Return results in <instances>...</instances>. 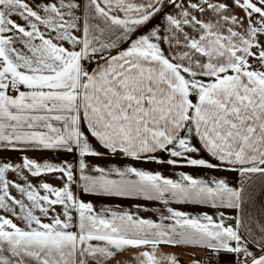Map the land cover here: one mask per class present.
<instances>
[{"label": "snow or ice", "instance_id": "6c2138e0", "mask_svg": "<svg viewBox=\"0 0 264 264\" xmlns=\"http://www.w3.org/2000/svg\"><path fill=\"white\" fill-rule=\"evenodd\" d=\"M109 157L236 182L91 162ZM78 193L161 207L97 210ZM130 251L135 264H264V0H0V264Z\"/></svg>", "mask_w": 264, "mask_h": 264}, {"label": "crops", "instance_id": "0c3cea01", "mask_svg": "<svg viewBox=\"0 0 264 264\" xmlns=\"http://www.w3.org/2000/svg\"><path fill=\"white\" fill-rule=\"evenodd\" d=\"M83 2V0H82ZM137 2H142V0H137ZM170 9H166V11H168ZM159 17H157L152 23H158L159 22ZM21 22L22 21H19ZM143 31V30H142ZM140 33H137V35H139ZM135 38V37H133ZM67 46V45H66ZM127 44H124L121 46V48H126ZM165 51L167 52V46H165ZM113 55L116 54L115 51H113L112 53ZM102 63V62H101ZM96 65L95 64H90L88 65L89 70H91L92 68H94ZM93 143H95V141H93ZM193 143H196L197 146L198 142L194 139ZM26 155L35 158L37 160H44V159H49V160H64V159H72V157L67 156L63 153L61 154H54L51 152H27L25 153ZM2 155L8 156L10 157L12 160H18L19 157L22 155L21 153H3ZM158 155L164 157L165 159L167 158L166 156H164L163 153H158ZM203 158L205 159H210V157L207 156L206 153H202ZM92 163H99L102 165H107L110 163H115L118 165H123L126 163H132L134 164V166L138 167V168H143L145 170H149V171H160L162 172L165 176H169L173 179H177L178 178V173L180 171H184L186 173H190L194 176H204V177H208V176H216V177H227L230 183L235 184L236 182V175L234 173H226V172H221V171H209V170H203V169H193V168H171L170 166L167 165H157L155 163H142V162H133V161H128L125 159H122L120 157H109L107 159H101V160H92ZM213 163H215V161H212ZM48 180L49 183H52L56 186H60L61 182L59 180H55L51 177L46 178ZM33 183H37V180L35 178H33ZM79 194V193H78ZM258 194V193H257ZM80 198L83 199L84 201H91L94 206L97 208V210H99L102 207H112V208H116L118 205L120 206L121 209H131L133 211H135L134 205L136 204H143L145 206H147L149 209H155V208H159L161 207L158 203H154V202H145L142 200H127V199H119V198H109V197H94V196H88V195H83V194H79ZM173 207L177 208L178 210H182V211H186L192 214H199L202 212H208L209 214H215V210L210 209V208H206V207H200V206H194V205H173ZM140 215L145 217V218H151L153 220H155L157 218L156 213L154 211H148V212H140ZM166 252H172V251H177V252H182V251H190V250H181V249H172V248H165L164 249ZM133 255H134V251H130V252H126L122 255H119L117 257V260L121 261L122 264H135V261L133 259ZM206 253L204 252H197L196 256L197 258H202L203 256H205ZM182 260H187V255H182L181 256ZM229 259V258H226ZM113 264H116V261H113Z\"/></svg>", "mask_w": 264, "mask_h": 264}, {"label": "built area", "instance_id": "2783aa9c", "mask_svg": "<svg viewBox=\"0 0 264 264\" xmlns=\"http://www.w3.org/2000/svg\"><path fill=\"white\" fill-rule=\"evenodd\" d=\"M204 257V256H203Z\"/></svg>", "mask_w": 264, "mask_h": 264}]
</instances>
